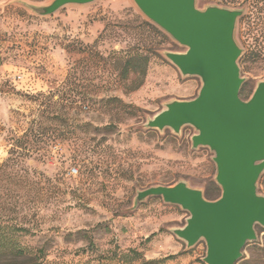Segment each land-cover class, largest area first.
Here are the masks:
<instances>
[{
  "label": "rangeland",
  "instance_id": "1",
  "mask_svg": "<svg viewBox=\"0 0 264 264\" xmlns=\"http://www.w3.org/2000/svg\"><path fill=\"white\" fill-rule=\"evenodd\" d=\"M51 1L0 0V165L8 152L4 135H21L45 112L39 155L24 162L31 185L14 190L0 182V216L26 230L12 240L26 255L37 254L36 264H204V241L187 249L172 233L185 226L186 211L160 197L135 204L137 192L179 182L220 196L213 153L191 146L194 128L174 134L145 127L166 103L196 97L200 79L182 76L163 55L186 49L132 0H95L45 17L24 6ZM209 5L196 3L200 10ZM246 23L238 20L235 29L242 100L264 81V59L250 54L255 43L244 35ZM256 45L264 49V42ZM135 55H147L149 64L142 85L131 90L118 72ZM36 95L45 98L34 101ZM255 232L237 264H264V228Z\"/></svg>",
  "mask_w": 264,
  "mask_h": 264
},
{
  "label": "water",
  "instance_id": "2",
  "mask_svg": "<svg viewBox=\"0 0 264 264\" xmlns=\"http://www.w3.org/2000/svg\"><path fill=\"white\" fill-rule=\"evenodd\" d=\"M95 0H52L47 5L24 3L35 15L51 16L68 6H86ZM153 25L186 50L164 52V57L184 77H198L201 87L191 100H173L145 124L147 129H170L179 134L184 126L197 132L193 149L213 153L215 183L220 196L206 200L201 190L184 182L139 191L135 204L160 197L189 214L185 226L172 233L192 248L204 241V264H237L247 243L256 240L255 226L264 228V196L258 181L264 172V81L258 82L247 100L240 98L244 80L238 61L242 51L235 40L241 8L209 5L197 0H132Z\"/></svg>",
  "mask_w": 264,
  "mask_h": 264
},
{
  "label": "trees",
  "instance_id": "3",
  "mask_svg": "<svg viewBox=\"0 0 264 264\" xmlns=\"http://www.w3.org/2000/svg\"><path fill=\"white\" fill-rule=\"evenodd\" d=\"M41 1V0H34ZM206 1V0H199ZM215 5L228 8H241L244 9L245 14L239 19L240 21L246 20V30L244 31L245 37L251 39L255 44L250 48V54L258 59H264V49L256 45L257 42H264V0H208ZM149 29L152 27L146 24ZM154 30V29H153ZM149 58L147 55H135L126 59L119 68L118 77L124 83H130V89L135 90L143 83ZM246 90L241 87L240 96H246ZM44 97L42 95L34 96V101L38 98ZM45 98V97H44ZM249 97H247L248 99ZM48 102L45 103L46 107L52 105L48 97ZM112 102L119 104L122 109H130L129 106L122 104L116 98L111 99ZM40 106L45 105L40 101ZM74 103V101L72 102ZM44 111L39 110L36 118L31 122L21 135L8 132L4 135V140L8 147L7 158L0 165V182H7L9 187L14 190L20 187L30 186L31 183L26 182L30 173L29 169L24 166L25 160L35 158L39 155L38 144L43 135L44 129L41 126V121ZM23 174V175H21ZM28 184V185H26ZM258 189L264 192V174L261 175L258 181ZM206 200L213 201L209 193H205ZM15 198V197H14ZM16 199V198H15ZM18 201H14V205ZM26 232L19 224L12 223V219L0 216V264H36L39 260L37 254L26 255L19 245L12 240V236L16 233ZM135 255V254H134ZM137 257V254H136ZM132 260V262L136 261ZM139 264H166L164 259L146 260L140 259Z\"/></svg>",
  "mask_w": 264,
  "mask_h": 264
}]
</instances>
